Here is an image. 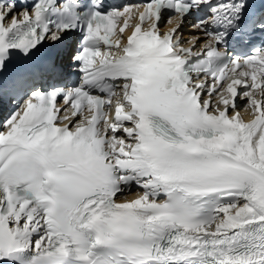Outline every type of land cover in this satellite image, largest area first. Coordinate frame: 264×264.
Instances as JSON below:
<instances>
[{"label": "snow or ice", "instance_id": "1", "mask_svg": "<svg viewBox=\"0 0 264 264\" xmlns=\"http://www.w3.org/2000/svg\"><path fill=\"white\" fill-rule=\"evenodd\" d=\"M0 264H264V0H0Z\"/></svg>", "mask_w": 264, "mask_h": 264}]
</instances>
